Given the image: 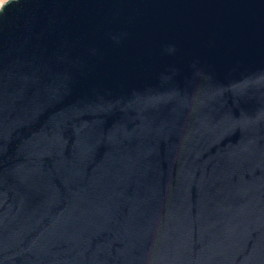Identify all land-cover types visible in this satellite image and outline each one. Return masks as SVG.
<instances>
[{"label": "water", "instance_id": "obj_1", "mask_svg": "<svg viewBox=\"0 0 264 264\" xmlns=\"http://www.w3.org/2000/svg\"><path fill=\"white\" fill-rule=\"evenodd\" d=\"M0 264H264V0L4 3Z\"/></svg>", "mask_w": 264, "mask_h": 264}, {"label": "rangeland", "instance_id": "obj_2", "mask_svg": "<svg viewBox=\"0 0 264 264\" xmlns=\"http://www.w3.org/2000/svg\"><path fill=\"white\" fill-rule=\"evenodd\" d=\"M8 0H0V8H1V6L4 4V3H6Z\"/></svg>", "mask_w": 264, "mask_h": 264}]
</instances>
